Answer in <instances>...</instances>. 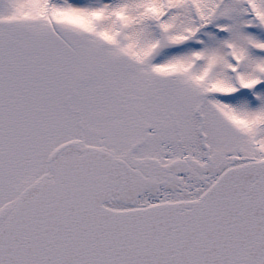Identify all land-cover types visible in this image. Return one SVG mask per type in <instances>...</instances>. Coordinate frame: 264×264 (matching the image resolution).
I'll return each mask as SVG.
<instances>
[{"label": "snow or ice", "instance_id": "snow-or-ice-1", "mask_svg": "<svg viewBox=\"0 0 264 264\" xmlns=\"http://www.w3.org/2000/svg\"><path fill=\"white\" fill-rule=\"evenodd\" d=\"M0 264H264V0H0Z\"/></svg>", "mask_w": 264, "mask_h": 264}]
</instances>
